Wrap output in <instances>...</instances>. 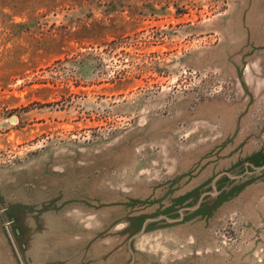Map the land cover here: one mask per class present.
I'll return each mask as SVG.
<instances>
[{
	"label": "rangeland",
	"instance_id": "374dc122",
	"mask_svg": "<svg viewBox=\"0 0 264 264\" xmlns=\"http://www.w3.org/2000/svg\"><path fill=\"white\" fill-rule=\"evenodd\" d=\"M0 264H264V0H0Z\"/></svg>",
	"mask_w": 264,
	"mask_h": 264
}]
</instances>
